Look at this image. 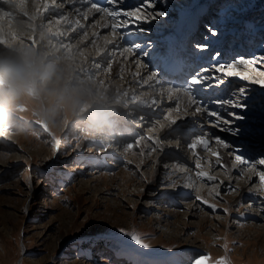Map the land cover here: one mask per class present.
Here are the masks:
<instances>
[{
    "label": "rangeland",
    "instance_id": "obj_1",
    "mask_svg": "<svg viewBox=\"0 0 264 264\" xmlns=\"http://www.w3.org/2000/svg\"><path fill=\"white\" fill-rule=\"evenodd\" d=\"M126 1L116 0V6L105 4L102 9L132 11L146 4V0H135L127 6ZM143 11L165 15L149 23L128 24L120 33L124 44L139 45L136 60L146 67L149 62L148 73L161 79L170 67L161 58L153 60L152 50L162 51L166 58L185 56L183 48L191 53L186 56L189 62L182 60L187 65L174 75L168 72L165 84L176 81L173 87L195 98V111L206 109L208 120L194 125L181 119L183 123L174 130L159 136L162 126L183 115L158 86L144 90L137 85L130 97L114 98L109 84L122 80L107 79L100 67L82 80L71 81L70 42L64 38L49 42L47 48L59 52L44 62L53 66L51 74L15 104L4 106L11 117L0 122V264H194L205 256L211 257L209 264L220 258L228 264H264V229L260 228L264 215L259 213H264V186L257 165L264 158V86L258 83L264 79V62L239 67V73L249 74L250 79L252 73L258 74L253 82L249 79L251 84L213 67L217 53L218 62L226 67L237 57L264 56V0H154V7H143ZM94 17L87 18L82 29L77 28L84 19L66 28L75 31L71 44L82 42L86 31L96 26L90 21ZM110 20L132 22L121 15ZM20 25H24L21 30L29 28L27 23ZM49 26L45 22L33 34L34 40ZM32 42L0 38V57L32 49ZM133 69L137 71V65ZM199 75L209 77L204 83L212 87L190 85ZM213 75L223 82L216 85ZM241 88L246 98L240 96ZM152 92L161 93L164 100L140 104L139 98H148ZM237 97L247 107H232L230 102ZM130 104L134 110L127 111ZM209 112H216L219 121ZM116 137L118 142L113 144ZM197 138L209 139V147L217 138L228 143L229 160L222 156L218 160L206 149V155L194 154L190 145ZM236 155H242L247 164L234 163ZM197 163L202 167L196 168ZM229 165L240 171L235 169L236 175L226 181L220 173L228 171ZM252 168L255 181L239 188L237 179L245 180ZM177 169L188 171V178L165 188L168 175ZM199 171L216 179L202 178ZM192 180L190 188L185 183ZM197 183L205 188L212 185L209 194L194 191ZM214 185H220L218 191ZM192 204L199 207L187 213ZM216 215L229 217V223L225 225ZM168 228L179 237L168 238L164 232ZM131 235H139L148 247L137 245Z\"/></svg>",
    "mask_w": 264,
    "mask_h": 264
},
{
    "label": "bare ground",
    "instance_id": "obj_2",
    "mask_svg": "<svg viewBox=\"0 0 264 264\" xmlns=\"http://www.w3.org/2000/svg\"><path fill=\"white\" fill-rule=\"evenodd\" d=\"M134 1L135 0H130V1L127 0L126 2H123V3L127 4V6H130V4H132ZM91 3H98L101 5L102 8L104 7L105 4H109L111 7L117 5L116 0H115V3H109L108 0H88V1H84V0H57L56 4L50 2L49 0H0V6H1V10H0V38L6 39V40H9L13 37L23 38V40L26 38L32 39V41H33L32 42V44H33L32 49H34V50L40 49V51H39L40 54H44V56H45L44 62L47 60V58L49 56H57L59 54L57 49L47 48L48 43L52 42L53 40L64 38L65 39L64 42L65 43L70 42L69 45L71 47V53H70L71 59H70V61L72 62V64L69 67L71 81L72 80H76V81L82 80L83 78L88 77V75L90 73H93L94 69L99 70V67H100L101 71L108 75L107 79L112 80L113 77L118 76V79L122 80V81H120L119 84H116L115 82H112L109 84V90H108L109 95L114 97V98H117L118 96L124 97L121 99H125V98L130 97L134 93L133 90L137 85H142L141 88H143L144 90L146 88L155 89L158 86L162 93H165V95L167 97H170L172 100H174L176 102V106L180 110V114L183 115V117L174 118L172 120L171 125L173 124L175 126H171V125L170 126H168V125L162 126L159 129L160 131L158 130L159 136H163L164 134L168 133L170 131V129L174 130L176 125L183 123L181 119H184L185 122L190 121L194 125H197L198 123H202V122H205V120H208L207 119L208 118L207 113L204 110V108H202V110L199 112L195 111V109H194L195 105H196L195 104V98H192L186 92H182L179 89H177L178 90L177 91L176 90L177 87H173L176 84V81H171V83L173 82V84H174L171 86L165 84V82L166 83L169 82L168 72H171V74L174 75L175 72H177L179 70V66L181 67L184 64L187 65V63L182 61V60H183V58H187L186 56H191V53L187 52L183 48V50L185 51V53H184L185 56L181 55V57L176 56L175 58H171V57L166 58V57H163L162 51L152 50V53H151V54H153V56H151L152 59L158 60L161 58L164 66L170 67V68L167 70V73H166L167 77L165 79H161L155 75H150L148 73V70H147L149 62H145V64H147V67H146L145 65H143L140 62V60H136V56L138 55V52L140 50L139 47H133V46L131 47L129 45L127 46L124 44L125 43L124 41L126 39L123 41V39L121 38L122 35L120 33L126 27H119V28L113 30L111 25L113 23H116V22L110 20V17H112V16H109L106 12H103V11L102 12H96L94 9L90 10ZM69 5H71L70 8H68ZM64 9H66V10L64 11ZM85 13H88V18L91 15L93 17L97 16V17H94V21L90 20L96 26H94L93 29L86 31V35H85L84 39L82 40V42H76V44H71V40H72V37H74L75 31H73L71 33L70 31L69 32L66 31V28H68L73 23H78V21H80L81 19H84L83 14H85ZM11 15H14V16H11ZM121 16H123V15H121ZM22 20H24V21H22ZM85 21L86 20L84 19L83 23H81L77 29L84 28L85 26H83V25H84ZM45 22H49V24H50L49 28L42 30L41 33L38 34V40H34L33 34L37 35L38 30L41 29L40 27H42ZM118 22H120L121 24L124 23L121 21H118ZM21 23L22 24H24V23L29 24V28L26 29L24 27L25 29L21 30L20 27L24 26V25L21 26L20 25ZM128 24L133 25L134 23L131 22ZM27 30L29 32H27ZM139 32L140 31H138L137 34H130L129 40L131 38L139 35ZM141 35H143V34H141ZM184 38H185V36H184ZM145 44L147 45L148 41H146ZM81 46L84 49L81 50L80 49ZM86 46L90 47L89 50L86 49ZM24 47H25V45H24ZM131 48H134V51ZM173 49L177 50V48H173ZM21 50H23V49H21ZM199 58H203V56L201 55V57H199ZM108 59H110V61H109L110 64L105 65V62ZM188 62H189V59H188ZM135 65H137V67H138L137 71L133 69ZM240 66H242L244 68H249V66L237 65L236 71L239 72ZM240 71H242V70L240 69ZM86 72H88V74H86ZM250 73H252V72H250ZM95 77L97 78V76H95ZM251 77H252V79H258V74L256 75L254 72V73H252ZM101 78L102 77H100L98 79H101ZM252 79H250V80L252 81ZM250 80L248 79L249 83L251 82ZM142 92H144V91H142ZM155 93H157V92H152L150 95H148V98L146 97V95L144 96L146 98H139L140 104H151V102H153L155 100L156 101L158 100L161 103V101L164 100L163 96L161 95V93L160 94H155ZM131 110H134L132 104L128 105V107H127V111H131ZM204 130H205V128H204ZM117 142H118V139L116 137L113 140V144H116ZM182 143H184V142H182ZM193 143H194V141H193ZM213 144L214 145H212V147L208 146L207 149L204 146L200 145L195 150V153L200 154V155L201 154L206 155V152L209 151V153H211V155H212L213 153L218 152L219 156H222L224 158V160H229L230 152L227 151V148H225L222 145L217 144V143L216 144L213 143ZM186 146H188V145H186ZM163 148H165V147H163ZM204 149H206V152ZM234 152H236V148L234 149ZM212 157H215V156H212ZM197 158H198V156H197ZM184 160L187 163V159L184 158ZM218 160H219V158H218ZM188 161H191V160L188 159ZM233 162L230 161L231 164ZM234 163H236V162H234ZM225 164H226V162H225ZM225 164H223V165H225ZM238 165L240 167V166H243L244 164H238ZM257 165L259 167L260 173L262 172L261 170H263V172H264V165H260L259 163H257ZM239 167L229 165L228 171H226L224 173L223 172H221V173L219 172V173H220L222 179L224 177V180L229 181V178L234 176V174H235L234 172L236 170L240 171ZM254 169H256V167H254ZM254 169L253 168H252V170L248 169L250 171H248V175H247L245 180H238L237 179V186L239 188H245L246 186H249L250 184H252L255 181V178H253V173L255 172ZM245 170H246V168H245ZM257 170H258V168H257ZM188 175H189V172L188 171L186 172L183 169L182 170L177 169L175 171H172L166 179V185H168V186H166L165 188H171V187H174V185L181 184L185 179L188 178L187 177ZM185 184L190 187L191 184L193 185V180L191 181V183H185ZM220 185L222 187L223 184H220ZM220 185H214L213 187L216 188V190L218 191V188ZM262 185L264 186V184H262ZM193 187L195 189L194 191H196L197 193L200 192L202 194H206L210 190V187L205 188L200 183H197V185L194 184ZM258 187L259 186H256L254 184L253 188L258 190ZM258 191L263 192L262 190H258ZM194 206L195 205H193V204L190 205L187 213H194V210H196V208L199 207L197 205H196L197 207H194ZM253 207H255V206H253ZM156 208H158V206ZM258 210H260V209H258ZM259 213L264 215V213H262V211H260ZM214 217H217L219 219V221H222V223H225V225H227V223H229V217H223V216H217V215ZM260 228L264 229V225ZM164 232L166 233L165 235L168 236V238L179 237V234L177 232L172 231L170 228H168ZM184 257H188V255L184 256Z\"/></svg>",
    "mask_w": 264,
    "mask_h": 264
},
{
    "label": "snow or ice",
    "instance_id": "obj_3",
    "mask_svg": "<svg viewBox=\"0 0 264 264\" xmlns=\"http://www.w3.org/2000/svg\"><path fill=\"white\" fill-rule=\"evenodd\" d=\"M108 2L109 3H115V0H108ZM143 7H149V8L150 7H154V0H146L145 6L138 7L135 10H132V11H124V10L109 11L106 8L102 9L101 5L98 4V3H91L90 10L94 9L96 12L103 11V12H106L109 16H112V17H118L120 15H123L125 17L131 18L133 23L135 21H138V20H141V21H144V22L148 23L151 20L156 19L157 16H164L165 15V13L163 11H158L155 14H150V13L149 14H145L144 11H143ZM83 15H84V19L87 20L88 13H85ZM111 27H112L113 30H115V29H117L119 27H128V21H125L123 24H121L120 22L117 21L116 23H113L111 25ZM209 31L211 32L212 35H216L215 29L212 28L211 26L209 27ZM134 47H139V45H136ZM198 47L203 48V47H206V45L198 46ZM131 49L134 51V48H131ZM218 56H219L218 53L215 56H213V60L217 61V63H215L213 65V67L216 69L217 72H225L226 75H228V76H240L242 79H245V80L250 79V77L247 74H242V73H239L238 71H236L237 64H239V65H249V64H254L257 61L264 62V56H253L251 58L237 57L234 61L228 62L227 63V67H226L224 63H219L218 62V60H217ZM201 71H205V70L202 69ZM208 79H209V77H205V76L199 75L198 78H193L189 83H190V85H197V84L204 83ZM211 79L213 81H215L216 85H219V84H221L223 82L222 80L217 79L215 75H213L211 77ZM258 83H260L262 86H264V80L258 81ZM204 87L208 88V87H212V85L204 83ZM197 91H199V89H197ZM238 91H239V94H240L241 97H245L246 98V93H245V90L243 88L239 89ZM230 103H231L232 107H237V108L247 107L246 104H243V103L240 102L239 97H237L235 100L231 101ZM200 110L201 109H197V111H200ZM204 110L207 111L206 109H204ZM208 114L211 115V116H217L218 117V114L216 112H209ZM230 115L234 116L236 119L240 118L235 113H230ZM218 121H219V117H218ZM223 123L227 124V123H229V121L224 120ZM228 131L233 132L235 134H238V131L236 129L229 128ZM216 143L222 145L225 148L229 147L228 143H226L225 141H223V140H221L219 138H217ZM208 144H209V140L208 139H206V138H197L196 141L190 145V147L193 149V152L195 154V150L197 149L198 146L202 145V146H204L207 149ZM213 155H215L217 158H219V153L218 152L213 153ZM235 162L237 164H245V163H247L246 159L242 155H236L235 156ZM258 163L260 165H264V158H259L258 159ZM196 167L197 168H201L202 166L199 163H197ZM197 175L202 177V178H207L208 180H215L216 179L215 176L210 175L207 171H199L197 173ZM259 179H260V182L262 184H264V172H261L259 174ZM198 199H202V198L198 197ZM203 203L209 204V202L206 201V200L203 201ZM209 206L212 207V208H215V205H213V204H209ZM225 211H227V210L225 209ZM130 239L132 241H134L137 245H141L143 248H147L148 247L147 244H142V240H141V237L139 235H131ZM210 259H211L210 256H205L203 258H198V259L195 260L194 264H209ZM216 264H228V262H227L226 258H220L218 261H216Z\"/></svg>",
    "mask_w": 264,
    "mask_h": 264
},
{
    "label": "clouds",
    "instance_id": "obj_4",
    "mask_svg": "<svg viewBox=\"0 0 264 264\" xmlns=\"http://www.w3.org/2000/svg\"><path fill=\"white\" fill-rule=\"evenodd\" d=\"M44 54L34 49H24L13 57H0V122L10 119V106L25 96L28 90L42 78H47L53 69L45 66Z\"/></svg>",
    "mask_w": 264,
    "mask_h": 264
}]
</instances>
